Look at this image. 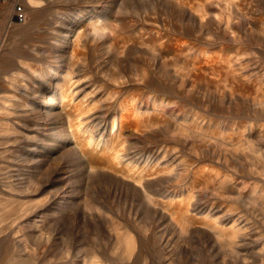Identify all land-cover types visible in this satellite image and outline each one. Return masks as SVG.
<instances>
[{"label":"bare ground","instance_id":"6f19581e","mask_svg":"<svg viewBox=\"0 0 264 264\" xmlns=\"http://www.w3.org/2000/svg\"><path fill=\"white\" fill-rule=\"evenodd\" d=\"M156 1L106 0L101 6L92 5L87 17L81 16L79 22L62 21L61 26L53 27L46 66L32 65L30 75L9 79L1 109L12 111L17 119L21 117L23 123L14 134L21 136L22 156L29 150L36 154L48 149L56 138L55 126L63 121L46 110L57 101L56 107L68 120L66 139H72L77 151L85 157L93 154L91 159L97 156L95 166L102 165L118 188L126 180L128 190L139 192L150 206L182 212L176 223L183 232L195 224L185 219L194 199V182L206 191L207 207L225 212L221 199L225 193L233 195L234 175L239 172L234 171L231 160L239 156L248 160L253 152L250 135L264 133V92L254 93L249 80L234 73L242 69L239 58L247 54H242L241 46L230 49L229 45L241 39L239 26L246 13L252 11L254 3L264 6V0H168V16L161 19L154 12ZM38 3L29 0L27 7L36 8ZM141 5L145 9L139 12L137 6ZM130 7L135 10H127ZM131 11L145 28L127 36L117 20L123 12L128 16ZM252 19L263 20L261 16ZM189 23L199 28L198 34L185 28ZM261 32L264 35V29ZM62 35L67 37L62 47L65 50L60 52L62 58L53 57ZM167 53L174 55L166 58ZM56 63H61L62 71L53 78L59 79L48 80L47 71ZM87 89L88 95H82ZM48 91L44 117L38 103ZM196 102L202 105V112L188 114L185 107ZM168 106L173 110H166ZM132 140L139 158L145 159L143 168L137 163L127 168L121 164L125 143ZM187 146L195 155L193 161L184 160L179 169H174L172 162ZM25 160L32 161L33 155ZM160 174L166 176L164 189L190 177L193 183L186 186L187 199L175 196L164 202L153 198L144 179ZM22 213L20 205L0 201V225H10ZM83 215L90 219L92 214ZM46 219L42 217V223ZM204 224L220 249L232 257L236 253V264H264V247L249 251L236 243L244 230H226L216 217ZM111 227L114 242L108 259L120 260V264L137 260L147 264L140 252V232L126 227L120 231L114 223ZM99 255L92 251L82 260L102 264ZM19 260L20 264L27 262Z\"/></svg>","mask_w":264,"mask_h":264},{"label":"rangeland","instance_id":"374dc122","mask_svg":"<svg viewBox=\"0 0 264 264\" xmlns=\"http://www.w3.org/2000/svg\"><path fill=\"white\" fill-rule=\"evenodd\" d=\"M28 1L6 0L0 3V201H12L23 210L21 216L10 225H0V264H20L19 259L27 261L25 264H88L82 259L92 251L100 252L102 264H120V260L110 261L107 257L112 253L109 249L114 242L113 223L118 230L126 227L140 232V252L145 255L147 264H236V253L232 257L220 249L205 227V221L211 217L219 218L226 230H244V233H240L242 236L237 237L238 245H244L249 251L264 247V133L250 135L253 152L248 160L240 156L231 160L234 171L239 172L234 175L233 195L225 193L221 199L225 212L207 207L206 191L202 185L194 182V199L185 219L195 224L183 232L176 223V217H181L182 212L150 206L139 192H134L132 188L128 190L126 180H122L120 184L124 186L118 188L115 178L107 174L102 165L95 166L97 156L91 159L93 154L85 157L77 151L72 139H66L68 120L56 107L57 101L53 108L46 110L63 121L60 125L56 124L58 134L50 147L36 154L29 150L25 155H19L22 139L14 132L23 122L20 123L21 117L17 119L12 111L1 109V102L8 94L5 92L8 80L30 75L32 65L42 63L46 66L52 28L61 26L62 21L79 22L81 16L86 14L87 17L92 5L101 6L106 0H36L39 2L36 8L27 7ZM166 2L168 0L156 1L157 9L154 12L159 19L168 16ZM236 2L239 5V1ZM14 5L21 6L26 12V20L22 24L13 22ZM137 7L139 12L145 9L143 5ZM130 9L132 7L127 8ZM133 15L136 16L132 11L128 16L123 12L117 20L118 25H124L127 36L145 28V24L138 22ZM254 16H261L263 20L254 21ZM185 28L194 34L199 33V28L192 27L190 23ZM263 29L264 6L254 3L252 11L246 13L243 24L239 26L241 39L229 43L230 49L241 46L242 54H247L239 58L243 66L234 73L249 80L254 93L264 92ZM86 31H90V28ZM65 38V35L61 36L53 57L62 58L60 52L65 50L62 48ZM173 55L167 53L166 58ZM60 64L56 63L47 71L45 75L48 80L50 77L52 80L59 79V76H53L62 71ZM88 91L82 95H88ZM50 93L48 91L38 103V110L42 109L44 117L43 106ZM185 109L188 114L202 112V105L196 102L188 104ZM166 110L172 111L173 107L168 106ZM44 129L47 133L48 129ZM134 145L133 140L125 143L126 155L121 164L127 168L137 163V167L141 165L143 168L145 159L139 158ZM31 154L33 160L26 161L25 157ZM194 157L190 146L184 147L179 159L172 162V167L179 169L184 160L192 162ZM160 165H163L162 162ZM165 177L160 174L145 178L147 192L164 202L175 196L187 199L186 186L193 183L189 181L190 177L164 189ZM88 212L92 214L90 219L89 215H85L87 219H84L83 214ZM42 217H47L43 223ZM35 221L42 226L37 228L35 224V227ZM122 264L145 263L137 260L129 263L123 261Z\"/></svg>","mask_w":264,"mask_h":264},{"label":"built area","instance_id":"2783aa9c","mask_svg":"<svg viewBox=\"0 0 264 264\" xmlns=\"http://www.w3.org/2000/svg\"><path fill=\"white\" fill-rule=\"evenodd\" d=\"M6 0H0V3L4 2ZM12 19L14 23L22 24L26 20V12L23 10V8L19 5H14L13 7V14Z\"/></svg>","mask_w":264,"mask_h":264}]
</instances>
